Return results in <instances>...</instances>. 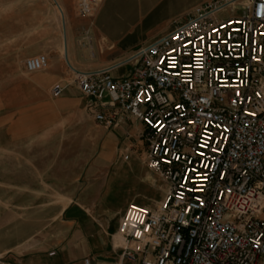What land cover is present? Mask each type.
Returning a JSON list of instances; mask_svg holds the SVG:
<instances>
[{"label": "built area", "instance_id": "1", "mask_svg": "<svg viewBox=\"0 0 264 264\" xmlns=\"http://www.w3.org/2000/svg\"><path fill=\"white\" fill-rule=\"evenodd\" d=\"M240 1L211 0L188 14L140 48L127 75L71 68L96 123L144 126L145 166L166 186L157 207L126 208L113 236L117 264H264V0L217 17ZM101 3L77 0L79 17L92 18ZM82 37L88 47L90 28ZM24 64L37 73L49 59Z\"/></svg>", "mask_w": 264, "mask_h": 264}, {"label": "crops", "instance_id": "2", "mask_svg": "<svg viewBox=\"0 0 264 264\" xmlns=\"http://www.w3.org/2000/svg\"><path fill=\"white\" fill-rule=\"evenodd\" d=\"M209 1L102 0L93 17L85 19L78 15L77 0H65L63 10L67 18V38H64L63 53H54L59 42L54 30L46 28L41 34L35 32L40 42L32 55L46 54L49 64L46 70L34 73L32 78L23 82L34 95L26 105L34 113L36 128L45 130L51 127L50 124L53 125L60 117V111L80 109L83 103L87 110L85 98L73 85L75 76L71 68L78 72H92L113 67L112 76L115 77L123 66L130 64L132 67L130 60L140 48L172 31L182 17ZM89 28L92 42L88 47H81L83 31ZM90 52L94 53V58L90 57ZM57 85L63 86L65 91L62 97L53 100L56 98L51 90ZM110 131L102 143V150L87 170L91 181L53 219L49 226L54 225V228L46 234L38 233L31 237L22 256L23 264L120 262L122 253L113 236L128 205L136 202L131 200L128 205L125 202L116 209L110 207L109 200L115 193L114 185L119 177L113 169L119 164L131 166V159H143V172L133 174L134 178L129 176L134 181L130 185L134 190L155 188L159 177L145 166L146 146L141 139L144 131L141 123L127 121ZM137 143L143 150L137 149ZM136 180L140 187H136ZM119 185L124 188L123 182ZM165 194L160 201H155L157 205L148 207H157Z\"/></svg>", "mask_w": 264, "mask_h": 264}, {"label": "rangeland", "instance_id": "3", "mask_svg": "<svg viewBox=\"0 0 264 264\" xmlns=\"http://www.w3.org/2000/svg\"><path fill=\"white\" fill-rule=\"evenodd\" d=\"M64 1L0 0V264H23L22 256L31 237L54 228L49 226L53 219L91 181L87 170L111 132L94 121L84 103L80 109L60 111L51 127L40 130L26 105L34 95L23 82L34 73H28L24 63L34 56L40 42L35 32L54 30L59 41L54 53H63L67 38ZM248 2L241 0L217 17L240 15L241 3ZM130 69V64L123 66L115 78ZM136 146L143 150L140 143ZM142 160L131 159L132 167H114L119 177L109 200L111 208L125 202L128 205L131 200L142 206H155V201L164 196L166 186L160 179L151 190H134L130 186L134 181L129 176L143 172ZM122 182L124 188L119 185ZM139 184L136 180V187Z\"/></svg>", "mask_w": 264, "mask_h": 264}, {"label": "snow or ice", "instance_id": "4", "mask_svg": "<svg viewBox=\"0 0 264 264\" xmlns=\"http://www.w3.org/2000/svg\"><path fill=\"white\" fill-rule=\"evenodd\" d=\"M201 39H203V38H201ZM213 43H215V41H213ZM174 51V50H173ZM196 55H197V61H196V66L199 68V67H201L202 65H201V63H200V59H199V57H200V53L198 52V53H196ZM164 61H163V59L161 60V63H163ZM175 65L174 64H172V65H170V67H174ZM177 107H179V106H177ZM207 127V126H206ZM217 127H219V126H217ZM211 134L209 133V136H210ZM204 145H202V147H203ZM217 149H215V148H213L212 149V151H216ZM201 179H203L202 177H201ZM197 190H200V189H197ZM137 235H139V233H137Z\"/></svg>", "mask_w": 264, "mask_h": 264}, {"label": "bare ground", "instance_id": "5", "mask_svg": "<svg viewBox=\"0 0 264 264\" xmlns=\"http://www.w3.org/2000/svg\"><path fill=\"white\" fill-rule=\"evenodd\" d=\"M117 240H119V238L117 237ZM120 244V242H117V245Z\"/></svg>", "mask_w": 264, "mask_h": 264}]
</instances>
